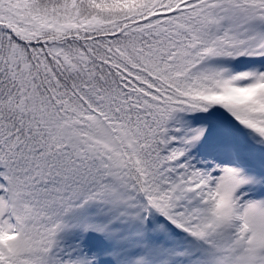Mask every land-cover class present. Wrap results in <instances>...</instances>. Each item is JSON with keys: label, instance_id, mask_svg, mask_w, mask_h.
Listing matches in <instances>:
<instances>
[{"label": "snow or ice", "instance_id": "obj_1", "mask_svg": "<svg viewBox=\"0 0 264 264\" xmlns=\"http://www.w3.org/2000/svg\"><path fill=\"white\" fill-rule=\"evenodd\" d=\"M0 264H264V0H0Z\"/></svg>", "mask_w": 264, "mask_h": 264}]
</instances>
